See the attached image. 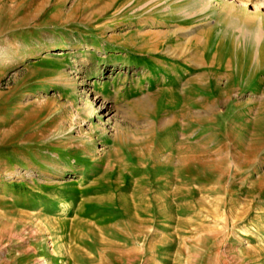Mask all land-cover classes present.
I'll use <instances>...</instances> for the list:
<instances>
[{"label": "rangeland", "instance_id": "obj_1", "mask_svg": "<svg viewBox=\"0 0 264 264\" xmlns=\"http://www.w3.org/2000/svg\"><path fill=\"white\" fill-rule=\"evenodd\" d=\"M0 264H264V0H0Z\"/></svg>", "mask_w": 264, "mask_h": 264}, {"label": "bare ground", "instance_id": "obj_2", "mask_svg": "<svg viewBox=\"0 0 264 264\" xmlns=\"http://www.w3.org/2000/svg\"><path fill=\"white\" fill-rule=\"evenodd\" d=\"M109 3V2H108ZM184 21V20H183ZM176 22V21H175ZM232 30V29H231ZM235 32V31H234ZM166 34H168L169 35V33H166ZM171 35V34H170ZM207 35V34H206ZM146 36V35H145ZM156 36V35H155ZM161 36H163V35H161ZM172 36V35H171ZM168 37V36H167ZM159 39H160V37H159ZM208 40V39H207ZM170 41V40H169ZM199 42V41H198ZM204 42H205V40H204ZM161 43V42H160ZM123 44V43H122ZM165 44V43H164ZM203 44V43H202ZM124 45V44H123ZM149 45V44H148ZM153 45V44H152ZM149 46H151V45H149ZM199 46V45H198ZM197 46V47H198ZM145 47H147L146 45H145ZM152 47V46H151ZM161 46L160 45H158V46H156L153 50H151V52H153L154 54H163L164 56H165V58L166 59H169V60H175V61H178V57H180V56H178V49L177 48H172V47H169V48H167L166 50H163V51H161L160 48ZM196 47V48H197ZM164 48V47H163ZM144 49V48H143ZM170 51H172V52H170ZM149 54V53H148ZM182 54V53H181ZM182 56V55H181Z\"/></svg>", "mask_w": 264, "mask_h": 264}]
</instances>
